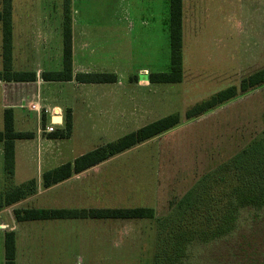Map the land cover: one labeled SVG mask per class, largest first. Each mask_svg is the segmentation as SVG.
Masks as SVG:
<instances>
[{
  "label": "crops",
  "instance_id": "0c3cea01",
  "mask_svg": "<svg viewBox=\"0 0 264 264\" xmlns=\"http://www.w3.org/2000/svg\"><path fill=\"white\" fill-rule=\"evenodd\" d=\"M41 1H43L42 4H40ZM85 2L86 0H70L73 80L45 82L42 79V73L59 71L62 65L64 2L63 0H46V2L45 0H12V67L16 72L35 73L36 79L34 82H0V131L3 129V113L5 110L11 109L15 131L32 134V138L16 140L14 143L12 184L20 186L34 180L38 197H30L4 208L0 210V214L7 210L13 212L15 209L29 208H139L136 205H103L104 192L122 193L123 196L121 197L122 194L117 195L116 199L126 205H132L127 193H149L145 187L136 189L134 181L128 179L127 175L132 174L135 171V166H139L140 162L151 161V159L144 160L139 155L129 152L118 154L56 185L48 188H44L42 185V175L45 172L71 163L77 158H68L75 147H71L69 150L66 143L68 145L73 141L75 131L80 127L82 129L87 127L88 134L89 131L96 132L94 136L102 139V141L99 139L102 144L95 142L97 144L92 148L94 150L111 143L107 142L110 135H107L106 131L117 132L114 135H118L119 139L165 117V115L157 116L160 104L156 105L157 103L151 100V97L156 95L155 91H161L164 84H152L149 82V77L151 74L167 72L166 68H162L167 65V62L164 64L160 61L162 52L164 53L163 57L168 59L170 68L169 0H112L113 17L116 18L112 21V28H117L118 34L114 33L116 30L112 29V32L116 34L115 43L112 54L106 58V61L102 56L103 44L101 43L102 40L103 42L106 40L105 34H100L92 28L93 25H88L93 22L87 21V18L91 16L85 13L84 6L88 7ZM52 17L59 18L60 42L58 45L54 41L55 39L52 40L50 37L58 31V29L54 30V33L51 29L53 26L50 27L47 22ZM248 17L262 19L259 28H251L252 23L246 22ZM217 18L222 19V31L216 30L212 24ZM234 18H242L243 22L235 21ZM134 22L139 27H134ZM186 22L189 23V28L186 27ZM263 24L264 0H182L183 66L188 63L186 60H192L190 53L193 48L199 46L206 51V55L210 51L221 50V53L215 55L216 59H209L207 62L209 65L228 67L231 65H261L264 59ZM156 27H163L164 34L167 33L168 46L162 47L161 55V50L158 51V57V47L153 51L154 57L150 59V64L154 67L150 68L149 64V66L139 68L133 74L130 71L132 63L124 60L133 55L132 48L130 49L127 42L128 40L133 42L129 34L144 28L151 29L155 34L154 37H157ZM249 35L254 39L244 45V41L249 38ZM0 44L2 46L1 26ZM115 44L119 47H116ZM121 47L122 49H120ZM166 49H168V53ZM56 50H58L57 54ZM227 50H248L251 52L242 55V57L229 54L226 63H218L220 59H225L221 57L224 55L223 51ZM148 56L151 58V53H148ZM190 63L196 65V62L191 61ZM58 64L60 68L56 67ZM95 73H111L116 76L117 80L111 84H79L74 80L77 74ZM138 98H143L147 104H136L135 100ZM67 109H70L72 115L70 137L68 139L51 138V133H45L44 129L53 125L54 131L61 130L64 124V113ZM55 111L58 113L56 116L54 115ZM55 118H61V121L55 123ZM30 125L34 126V130H28ZM86 136L80 145H87L90 142L89 137ZM137 162L139 163L136 164ZM32 166L33 174L26 176L28 179L20 184H15V177H25L23 172ZM140 166L139 168H143L142 165ZM0 174L1 179L5 178L2 143H0ZM119 178L122 179V182L118 183ZM111 182L112 187L110 186L109 189L104 187ZM35 201L37 205L33 203L31 207H26L29 202ZM129 221L132 220L75 219L16 222L13 216L10 221L0 218V264L5 263L4 235L6 232L15 234V264H65V258L70 257L69 241L72 233H82V231H72V224L75 228L79 224L86 225L92 224V222L95 227L107 224L108 226L104 230L88 229L85 233L83 232L85 237L94 235V237L98 236L97 238H104L103 235H105L107 238L115 234L111 229L112 225L118 223L119 228H122L121 225L128 224ZM117 234H121L120 229ZM47 259L57 260L50 263Z\"/></svg>",
  "mask_w": 264,
  "mask_h": 264
},
{
  "label": "rangeland",
  "instance_id": "374dc122",
  "mask_svg": "<svg viewBox=\"0 0 264 264\" xmlns=\"http://www.w3.org/2000/svg\"><path fill=\"white\" fill-rule=\"evenodd\" d=\"M111 2L112 0H86L85 4L88 7L84 6L85 13L91 16L87 18V21L93 22L88 25H93L92 28L100 34H105L106 40L101 42L103 44L102 56L105 61L112 54L114 39L118 34L117 28H112V21L116 18L113 17ZM42 3L43 1L40 4ZM128 18L130 20V17ZM58 19L52 17L47 20L49 26H53L52 31L58 29ZM214 20L212 24L216 30L222 31V19ZM234 20L243 22L242 18H234ZM261 21L262 19L258 17L246 19V22L252 23L251 28H259ZM186 24L189 28V23L186 22ZM56 26L57 28H54ZM133 26L139 27L136 22ZM59 29L55 35L50 36L52 40L55 39L57 45L60 42ZM112 29L116 30L114 31L116 34L112 32ZM155 29L158 31L157 37H154L155 34L151 29L144 28L129 34L133 42L131 40L127 42L134 56L132 55L131 58L129 56L124 60L132 63L130 71L133 74L139 68L149 66L150 59L154 57L153 51L157 47L158 57V51L161 50V55L162 47L168 46V35L164 34L163 27ZM252 39L254 37L249 35L244 45ZM115 46L119 47L117 44ZM166 52L168 53V49ZM223 52L224 55L221 58L225 59H220L218 63H226L229 54L242 57L251 51L227 50ZM57 53L58 50H56ZM148 53H151V58ZM219 53L221 50L210 51L206 55L202 47L193 48L190 56L191 61L196 62V65L186 60L188 63L183 66L182 81L175 84H164L165 86L162 84L164 87L162 86L161 91H155V96L152 94L151 100H154L156 105L160 104L157 116L165 115L166 117L177 114L180 123L166 133L125 151L139 155L144 160L151 159V161L140 162L143 168H139L140 165L137 166L136 164L139 163L137 162L135 171L127 175L128 179L134 181L136 189L145 187L149 193H127L132 205H126L116 199L117 195L122 193L104 192L103 205H136L139 208L152 209L153 218L140 219L142 221L132 220L128 224L121 225L122 228H119L118 223L112 225L111 229L115 234L107 238L105 235H103L104 238H97L98 236L94 237V235L85 237L83 234L88 229L104 230L107 224L95 227L92 222L86 225L79 224L76 228L72 224V231H82V233H72L69 241L70 257L65 258V264H264V206H238L247 205L246 200L242 201L245 196L240 197L239 194H234L235 199L231 201V192L235 193L236 190L231 189L226 182L222 183L223 180H221L226 178V181H230L227 178L228 170L233 173L232 164L236 156L264 139V85L240 94L237 98L202 116L191 120L185 118L186 112L194 105L228 87L235 86L239 89L244 78L264 68V59L263 63L257 66L231 65L228 67L216 66L212 63L209 65L207 63L209 59H216L215 55ZM163 54L162 52L160 61L164 64L167 62V67L162 68H166L168 72L170 70L169 61L163 57ZM56 67L60 68V65ZM151 67L154 66L150 64ZM1 68L0 44V70ZM135 101L136 104H147L143 98ZM28 128L29 131L34 130L33 125ZM95 133L89 131L88 134L87 127L77 129L73 141L68 145L66 143L69 150L75 147L68 158L78 157L92 150L97 144L95 142H100V138L94 136ZM114 133L117 132L106 131V134L110 135L107 142L118 139V135ZM85 135L89 137L90 142L87 145H80ZM33 169V166L26 169L23 172L25 175V177L22 176L23 179L15 177V184L27 180L26 176L32 175ZM205 177H208L210 181L208 185L199 186L195 190L198 183ZM118 180V183L122 182L121 178ZM110 186L112 187V182L104 185L108 189ZM6 189L4 178L1 179L0 174L1 198L7 191ZM191 194H193L191 197L193 202L186 204L187 197ZM37 195L34 191L26 199ZM33 203L37 205L36 201L29 202L26 207H31ZM235 207L238 213L233 228L216 237L215 235L224 228L225 223H228L230 210ZM12 216L14 217L12 210L0 214L1 219L9 221ZM119 229L121 234H117ZM55 260L57 259H47L50 263H54Z\"/></svg>",
  "mask_w": 264,
  "mask_h": 264
},
{
  "label": "trees",
  "instance_id": "16d2710c",
  "mask_svg": "<svg viewBox=\"0 0 264 264\" xmlns=\"http://www.w3.org/2000/svg\"><path fill=\"white\" fill-rule=\"evenodd\" d=\"M0 26L2 34L0 82H34L36 77L33 72H16L12 67V0H0ZM64 17L62 24V69L54 72H43L42 79L45 82H68L72 81V33L71 18L69 16L70 0H63ZM169 45H170V70L166 73L151 74L149 82L152 84H175L180 83L183 78L182 64V0H169ZM79 84H111L117 78L111 73L77 74L74 77ZM264 85V68L244 78L237 89L235 86L228 87L209 99H206L189 109L186 120L202 116L211 110L245 94L259 86ZM240 92V93H239ZM44 117V116H43ZM63 128L50 134L51 138L68 139L72 132V115L70 109L65 111ZM180 123L179 115L173 114L159 119L136 131L100 146L86 154L77 157L73 162L66 163L52 171L42 175L44 188L56 185L67 180L73 175L87 171L107 160L121 154L134 146L152 140ZM44 124V120H43ZM32 138L31 133L16 132L14 129V118L11 109L3 113V129L0 131V143L3 145V163L5 172L6 192L0 197V210L10 207L36 191V182L29 181L25 185L13 186L14 175V143L16 140H27ZM242 159V160H241ZM233 173L223 180L231 189V201L235 199L234 194L245 196L247 205L242 207L264 206V139L256 142L251 147L243 150L233 161ZM236 173V174H235ZM242 173V174H241ZM235 175V176H234ZM232 179V180H231ZM205 177L198 185L205 186L209 183ZM194 190V191H195ZM1 195V194H0ZM193 194L187 197L191 204ZM230 210L228 223L215 236L227 233L233 228L236 221L238 209ZM16 222L29 221H53V220H140L151 219L154 216L152 209L145 208H107V209H15L13 210ZM15 234L6 232L4 235V264H15Z\"/></svg>",
  "mask_w": 264,
  "mask_h": 264
},
{
  "label": "built area",
  "instance_id": "2783aa9c",
  "mask_svg": "<svg viewBox=\"0 0 264 264\" xmlns=\"http://www.w3.org/2000/svg\"><path fill=\"white\" fill-rule=\"evenodd\" d=\"M32 109H34V108H32ZM54 115L56 116V115H58V113L55 111V114H54ZM44 132H45V133H52V132H54L53 125H51V126H49V127H46V128L44 129Z\"/></svg>",
  "mask_w": 264,
  "mask_h": 264
},
{
  "label": "water",
  "instance_id": "95a60500",
  "mask_svg": "<svg viewBox=\"0 0 264 264\" xmlns=\"http://www.w3.org/2000/svg\"><path fill=\"white\" fill-rule=\"evenodd\" d=\"M54 121H55V123H58L61 121V118H55Z\"/></svg>",
  "mask_w": 264,
  "mask_h": 264
},
{
  "label": "bare ground",
  "instance_id": "6f19581e",
  "mask_svg": "<svg viewBox=\"0 0 264 264\" xmlns=\"http://www.w3.org/2000/svg\"><path fill=\"white\" fill-rule=\"evenodd\" d=\"M57 112V111H56Z\"/></svg>",
  "mask_w": 264,
  "mask_h": 264
}]
</instances>
